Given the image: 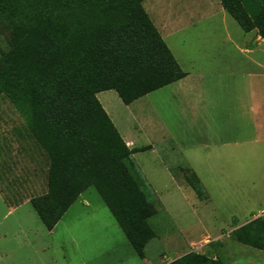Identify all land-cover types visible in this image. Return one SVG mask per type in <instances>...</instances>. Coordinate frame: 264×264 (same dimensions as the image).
Instances as JSON below:
<instances>
[{
  "label": "rangeland",
  "instance_id": "1",
  "mask_svg": "<svg viewBox=\"0 0 264 264\" xmlns=\"http://www.w3.org/2000/svg\"><path fill=\"white\" fill-rule=\"evenodd\" d=\"M145 7L156 23L157 17L169 14L172 32L166 41L186 71H191L189 67L194 63L196 72L205 65V59L215 53L218 59L226 52L229 45L222 43L227 34L207 21L208 17L188 30L186 37L176 29L180 11L191 9L206 15L215 8L212 1L146 0ZM228 18L231 40L243 43L259 36L256 30L244 32L230 15ZM5 37L0 25V47ZM234 56L233 62L229 61L232 55L214 64L219 70L233 69L238 74L252 69L246 57ZM195 80L196 77L192 82ZM241 80L233 81V90L217 86L218 82L209 78L202 82V96L208 105L202 114L209 116L211 130L205 135L194 131L188 114L184 118L178 113L181 96L176 94V84L154 91L132 105H125L115 91L99 95L121 135L139 124L134 109L142 107L152 128L159 135L167 134L164 143L173 138L178 147L167 153L148 150L132 156L136 168L131 171L157 209L150 219L156 237L148 243L143 259L136 255L93 187L79 196L53 231L45 228L29 202L31 197L46 192L45 156L26 135V125L18 111L5 96H0V264H168L190 252L227 264H264V251L230 238L236 228L264 217V143H255L252 120L243 128L242 121L248 119V113L242 105L247 94L245 85H238ZM227 104L230 105L222 106ZM132 134L141 133L136 130ZM145 137L136 138L137 147L148 144ZM246 139L250 142L244 147L242 143H232ZM223 142L230 145L224 146ZM184 167L199 176L204 198L188 185ZM21 200L24 202L16 205Z\"/></svg>",
  "mask_w": 264,
  "mask_h": 264
},
{
  "label": "trees",
  "instance_id": "2",
  "mask_svg": "<svg viewBox=\"0 0 264 264\" xmlns=\"http://www.w3.org/2000/svg\"><path fill=\"white\" fill-rule=\"evenodd\" d=\"M144 1L0 0L6 32L0 96L18 111L47 162L46 192L29 202L52 231L79 196L95 188L142 259L156 237L150 219L157 209L131 168L133 154L150 147L129 148L97 94L115 91L130 105L185 77ZM219 1L244 32L256 30L264 40V0ZM186 171L188 185L204 198L199 177ZM230 238L264 251V217ZM168 264L227 263L190 252Z\"/></svg>",
  "mask_w": 264,
  "mask_h": 264
},
{
  "label": "crops",
  "instance_id": "3",
  "mask_svg": "<svg viewBox=\"0 0 264 264\" xmlns=\"http://www.w3.org/2000/svg\"><path fill=\"white\" fill-rule=\"evenodd\" d=\"M145 1L143 2V5H144L145 10L147 11V9L145 7ZM211 1L215 5V8H211V10L206 15H203L201 12H198L197 10L188 9V10H184V11L179 12L178 20L176 22V25H177L176 29H177L178 33L184 34L183 36H185V37H186V33L188 30L190 31L193 27H196L197 23L203 22L202 21L203 17H205V18L208 17L207 21H209L211 24L212 23L217 24L218 28H220L224 32L223 34H227V40H224V42L222 43V45H229L226 48V52L223 51V53H221L222 56L218 59H216V53L210 59H208V60L205 59V62H204L205 65L203 67L200 66V70H198L196 72L194 71V67H195L194 63L191 64V67H189L191 71H186L185 70L186 67L185 68L182 67V64L180 63V61H178V59L174 55L170 45L166 41L167 36L169 37V35H171V32H172V27H171L172 20H170L169 14L166 15V18H164V17L158 18L157 17V23H156L153 20V18L151 17V14L149 13V11H147L149 16L153 20L155 26L157 27V29L161 33L163 39L165 40V42L169 46L170 50L172 51L173 55L175 56L176 60L178 61L179 65L181 66V68L183 69V71L186 74L184 78L172 83V84L177 85L178 89H177L176 94L178 97L181 96V98H182V99L180 98V100H179L180 105L178 104V110L177 111L182 116L185 115L184 118L187 116V114L189 115L190 123H191L195 132L198 130V133L203 134V135L211 132L210 128H208L209 116H207V118H206L202 114V112H204V111L207 112L206 107H208L207 100H205L202 96V94H203L202 82H204L205 78H209L213 82H218V83H216L217 86L226 87V88L228 87V88H231L233 90V88H235L233 85V81L238 80V78H242V80L240 81L241 84L238 82V85L240 87V85L244 84L246 87L244 92H246V94H247V96H246L247 99L242 100V105L244 107V112L248 113V119H246V120L243 119V121H242L243 128H246V127H244L246 125H250L251 124L250 122L252 120V125L256 129V134H257V139H256L255 143L256 144L264 143V40L261 39L260 36H257V38H256V36H253V38H247L246 41L243 43H238V42L231 40V37H230L231 22L228 18L229 14L223 9L219 0L218 1L217 0H210V2ZM214 19H215V22H213ZM205 21H206V19H205ZM173 22H175V21H173ZM214 24H213V26H214ZM250 33H253V32H250ZM185 40L187 41L188 39H185ZM184 43L185 42H183V44ZM215 49H216V47H215ZM235 52H237V53H235ZM237 54L246 57L248 62L252 64V66H253L252 69H250V70L245 69L246 70L245 73L238 74V73H235V71L233 69H231L229 72H226L225 70H219L218 67L215 66V64H214L218 60L223 59V58H226L228 60V57L232 56V55H233V57H230L229 61L233 62L234 57H235L234 55H237ZM239 58L240 57L238 56V59ZM210 63H211V65H210ZM208 65H210L209 68H207ZM223 69H228V68L225 67ZM195 77H196V80L193 83L192 80ZM172 84H170V85H172ZM101 93H103V92H101ZM101 93L97 94L98 99H100L99 95ZM231 95H232V92H231ZM231 95L228 94L229 98ZM241 96H243V95H241ZM229 98L227 99V101L229 100ZM140 99H142V97ZM140 99L133 102V104L137 103V101H139ZM99 101L102 104V106L104 107V109L106 110V112L108 113L109 117L112 119L115 126L117 127L112 116L107 111V109L103 105L102 101L101 100H99ZM230 104H231V102H230ZM130 105H132V104H130ZM229 105L227 104V106H225V105H222V106L228 107ZM135 110L138 113V114H136L135 117L138 118L139 124L137 126H135V128L130 127L128 129V131H126L125 135H121L123 137L124 141L126 142V144L129 146V148H131V149L132 148H140V147L136 146L137 141H138V140L136 141V138L139 139L141 135L146 136L145 138L148 139L147 140L148 144L143 145L141 147L149 146L150 148L148 150H150L151 152H156V153L159 152L160 153L162 151V152L167 153V152L174 151L176 148H178V147H176L177 144L175 143L173 138H171V140L168 143H164V140L167 138V134H166V136L165 135H159V133H157V131L152 128V124L149 122L147 114L142 107H136L134 109V113H135ZM117 129L119 131L118 127H117ZM136 130H139V132L141 133L140 136L138 134L137 135L132 134V132H134ZM249 142H250L249 139L242 140V141H239V140H236V141L233 140L232 141V143L237 145V146L240 143H242L243 147L246 145H249ZM219 145H221V144H219ZM219 145H215V146H219ZM222 145L228 146L230 144H228L227 142H223ZM199 149H201V148H199ZM148 150H146V151H148ZM134 154H136V153H134ZM184 168H187V167H184ZM187 169L191 170L189 168H187ZM194 173L197 175L196 172H194ZM0 193L2 194L1 189H0Z\"/></svg>",
  "mask_w": 264,
  "mask_h": 264
}]
</instances>
